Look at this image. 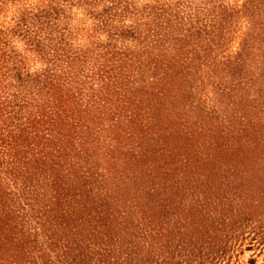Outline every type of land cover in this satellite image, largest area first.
Segmentation results:
<instances>
[{"label":"rangeland","instance_id":"obj_1","mask_svg":"<svg viewBox=\"0 0 264 264\" xmlns=\"http://www.w3.org/2000/svg\"><path fill=\"white\" fill-rule=\"evenodd\" d=\"M251 1L0 0V234L28 245L58 193L91 207L65 218L111 234L91 256L48 248L45 264H264V11ZM116 44L150 57L105 58Z\"/></svg>","mask_w":264,"mask_h":264},{"label":"trees","instance_id":"obj_2","mask_svg":"<svg viewBox=\"0 0 264 264\" xmlns=\"http://www.w3.org/2000/svg\"><path fill=\"white\" fill-rule=\"evenodd\" d=\"M249 4H251L252 13L255 14H261L262 11H264V0L261 2H253L251 1ZM246 6V5H245ZM247 7V6H246ZM118 32H115L117 34ZM121 35H128V32L122 31L120 32ZM130 36H134V34H130ZM143 42V41H141ZM137 52H142L140 54L147 55L148 57V49H146L144 46H141L139 48H133L130 45H115L111 49L105 50L104 56L105 58L109 59H115L117 58L118 54L123 55L125 58H136ZM153 58L147 59L149 61H158L159 59H164L163 54L159 52H152L150 51ZM138 61H140V57H137ZM168 58V57H167ZM166 59V58H165ZM177 61V60H175ZM164 65V69L167 70V73H171L172 75L176 74L179 75L180 71L179 68L174 65V62H168V61H162ZM186 78H184L183 84L185 86H189L191 84V80L189 79V75L187 73L184 74ZM112 139V138H111ZM109 139V140H111ZM114 140L112 139V142L109 141L105 145L106 150V156H110L111 158L120 159V156L116 155L113 156L111 152L113 151V144ZM125 143V142H124ZM100 144V141H99ZM101 146V145H100ZM102 147V146H101ZM81 156V155H80ZM2 172V169H0V174ZM88 175V174H86ZM85 175V176H86ZM90 180V186L92 185V175L86 176ZM60 175L58 174L56 182H60ZM63 190V196H67L68 193L64 191V187L62 186ZM155 186H150V191H155ZM82 196V194H80ZM63 198V197H62ZM103 199H99V207H102L101 202ZM45 204V209L48 213V226H44L43 231L35 232L33 235L34 238H32L29 241V244H25L20 238H9L8 234H0V264H45L43 259V252L48 251V248L51 251L56 252V258L57 260L63 262L64 259L70 255L81 254L85 250H88L89 256L92 254L90 253V247H96L99 245L104 239L108 238L111 234V232H106L104 234L98 235L96 231L93 232L92 229H89V225L82 226V228H78L77 223L78 220L82 219V216L76 217L75 219H68L65 218L66 212H68L69 208L72 206L74 208L79 207L81 210L82 208H88L91 209V207L88 206L86 200L83 201V198L81 197L79 200H76L75 202L72 201H62L59 194L56 193L52 198H50ZM67 206V208L65 207ZM99 213L102 212V210H99L97 207L95 208ZM66 231H70V234L68 235ZM51 233V234H47ZM51 239V241L45 245L41 246L42 242L41 239L43 238ZM60 239V240H54V239ZM61 238L66 239L65 244L61 245ZM37 242H40V249L39 254L37 257L40 259L36 260L33 253L37 249ZM59 244V245H58ZM62 248V250H61ZM87 248V249H86ZM90 251V252H89ZM50 253V252H49ZM51 255V254H50ZM81 256V255H79ZM62 257V258H61Z\"/></svg>","mask_w":264,"mask_h":264}]
</instances>
